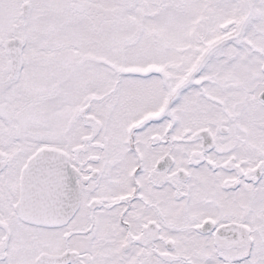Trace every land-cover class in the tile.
<instances>
[{"label":"snow or ice","instance_id":"1","mask_svg":"<svg viewBox=\"0 0 264 264\" xmlns=\"http://www.w3.org/2000/svg\"><path fill=\"white\" fill-rule=\"evenodd\" d=\"M0 264H264V0H0Z\"/></svg>","mask_w":264,"mask_h":264}]
</instances>
